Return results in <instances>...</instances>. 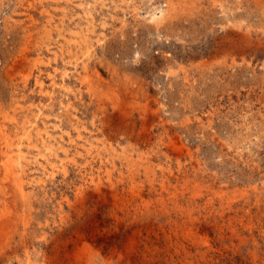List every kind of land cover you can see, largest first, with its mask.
Here are the masks:
<instances>
[{
	"label": "rangeland",
	"instance_id": "1",
	"mask_svg": "<svg viewBox=\"0 0 264 264\" xmlns=\"http://www.w3.org/2000/svg\"><path fill=\"white\" fill-rule=\"evenodd\" d=\"M0 264H264V0H0Z\"/></svg>",
	"mask_w": 264,
	"mask_h": 264
},
{
	"label": "bare ground",
	"instance_id": "2",
	"mask_svg": "<svg viewBox=\"0 0 264 264\" xmlns=\"http://www.w3.org/2000/svg\"><path fill=\"white\" fill-rule=\"evenodd\" d=\"M39 86L40 87H42V83L41 82H39ZM63 88V87H62ZM88 152V151H87ZM18 156V155H17ZM19 157V156H18ZM20 159V158H19ZM13 162V161H12ZM14 163V162H13ZM7 164H8V162H7ZM9 164H11L12 165V163H9ZM7 165V166H11V165ZM4 166H5V164H4ZM16 166V165H15ZM17 169V168H16ZM16 169H14V170H16ZM10 171H11V169H10ZM14 172V171H13ZM13 172H11V175H15V174H13ZM17 173V172H16ZM5 174V173H4ZM9 176V175H8ZM19 181H20V179H19ZM18 181V182H19ZM16 184H18V183H16ZM18 188L17 189H19V192H21L22 191V185L21 184H19L18 186H17Z\"/></svg>",
	"mask_w": 264,
	"mask_h": 264
}]
</instances>
